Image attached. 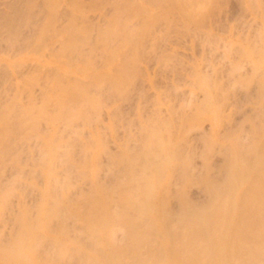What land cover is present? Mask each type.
Returning <instances> with one entry per match:
<instances>
[{
    "label": "bare ground",
    "instance_id": "obj_1",
    "mask_svg": "<svg viewBox=\"0 0 264 264\" xmlns=\"http://www.w3.org/2000/svg\"><path fill=\"white\" fill-rule=\"evenodd\" d=\"M41 1H44L41 3L42 5L39 3ZM105 1L107 0L101 2ZM112 1L114 2L111 4L115 8L114 16L112 20L110 19L111 21H108L109 23L107 22L108 25H105V29H99L100 33L97 36L100 39L96 37L95 40V45L100 40L99 46L101 45V48L104 49L101 52L105 55L104 66L102 65L104 68H102L106 72H95L96 69L93 70L90 61H86L83 67H76L70 72L74 75L80 74L89 77L92 87L95 89L101 86V83L108 82L111 92L115 93L117 97H122L133 78L135 76L137 78L136 64L139 61L143 39L150 33L149 31L154 25L161 20L165 22L164 19H168L171 13H177L183 18L185 24L192 23L198 26L208 18V11L216 2V0H144L146 4L143 2L133 4L125 0V2L123 0ZM35 2L36 0L32 5L40 4L47 14V22H44L46 24L40 25V32L37 33L40 34V37L49 35V32L55 35L52 22L58 16L57 8L60 1L38 0V4ZM99 3L100 1L98 5H100ZM22 5L23 7L20 9L23 10L27 4L23 3ZM73 6V8L71 7L73 10L68 14L71 18L68 19L67 25H69L65 26L63 34L61 32L59 34L66 35V38L59 42H61V51L64 53L68 51L81 56L82 51L79 50L88 40L86 35L84 36L87 31L85 32L82 27H77L78 19L74 15L82 14L84 8L81 9L80 5ZM27 7L29 10L33 9L30 8L31 5H27ZM20 9L17 11L19 12ZM15 11L16 9L12 10L19 16L26 10L19 12L20 14ZM30 12L34 11L28 13ZM21 16H19V21L21 19L25 26L33 25L32 19L28 16L26 19V15ZM76 16H80L79 19H82L81 16L84 17V15ZM10 17L5 18L10 20L9 24L5 23V25H13L14 28L9 26L6 28H10V34L12 33L11 35L14 36L18 28L15 25H18L19 21L17 20L13 24L12 21L16 20L11 21L13 17ZM24 19H26L25 22L29 20L28 25ZM133 19H141L138 28L129 24ZM154 31L152 30V32ZM54 35L55 38L57 35ZM113 38H119L122 43H119V47L116 45L115 49H113L115 46L110 42ZM42 39L37 38V41ZM79 43H82L81 48ZM86 44L88 43L86 42ZM77 45H79L78 53H76ZM123 49H127L129 52H124ZM89 53H91L90 50ZM121 53L122 59L117 62L116 59ZM258 62H264L263 52L258 55ZM19 65L16 66L19 68ZM66 65L70 66V64ZM71 68L70 66L69 69ZM62 71L54 78L50 76L51 80L47 76V79L44 78V82L48 81L49 83L46 92L43 90L45 94L41 98L40 106L35 108L36 112L31 111L33 106L29 103L28 107H25L28 109L22 116L21 109L25 108L19 107L18 102L12 100L20 98L19 93L10 99V104L8 102H6L7 105L0 104V108L3 105L0 109V160L3 149L10 142L17 143L20 138L25 140L23 137L26 134H31L29 131L24 134V131H27L25 124H29L30 129H35L38 128L36 127L37 123L43 120L53 125L51 127H54L53 123L56 121V123L62 121L60 122L62 124L65 121L70 124L77 119L79 121L82 119V122H85L92 109L96 112L100 108L98 105L96 109L97 102H100L101 105L99 98L96 99L97 101L93 99L95 96L91 97L86 91L88 88L79 85L78 81H75L76 78L72 83L62 85L60 74L69 72ZM30 77L27 80L24 78L27 82L23 81L24 85L27 84L28 87L30 84L36 85L34 81L38 80L36 76H33L31 80ZM250 81L251 79H247L242 84L247 85ZM197 83L201 87L209 88L208 81L204 77H198ZM260 83H264V76ZM100 89L102 87L98 88V90ZM263 93L259 92L258 100L261 102L264 99ZM113 95L110 96L113 97ZM16 103L17 105H14ZM13 106L16 107L14 109L17 114L14 113ZM49 107L52 109L50 112ZM218 109L214 99L207 96L203 104L195 106L193 115L185 116L179 121L175 131H171L174 125L170 121L152 125L139 140V148L136 151L130 152L125 148L117 156H110L111 164H116L119 167V173L116 172L119 174L118 178L114 171L108 170L109 175L116 177L112 187L100 184V181L96 180L100 164L99 162L97 164V160L101 153L98 151L102 146H97L98 150L94 149L95 144L93 143L96 141L94 142V138H92L93 142L90 141L89 144L93 145L84 146V148H88L85 152L86 157L81 158L83 161L75 165L74 160H70V151L64 149L67 147L66 145L62 147L64 149L63 156L58 153L61 158L65 159L64 162L60 160L57 152H60L58 146L61 143H66L62 141L61 136L58 137L59 133L56 135L57 130H55L56 132L46 137L43 143L44 159H42V163L49 164V168L45 171V180H43L45 186L43 185L44 188L42 192L40 191L41 198L33 207L35 215L30 213L28 207H25V203V206L22 205L23 195L21 194L18 214L15 217L16 229L10 237L11 240L8 241L9 243L0 244V264H264V113L259 112L254 119H248L252 123L254 135L250 142H242L236 132H230L224 137L222 143L227 146L224 151L225 160L219 169L220 179L214 181L209 177L211 173L208 160L213 148L221 144L217 137V130L222 123V116ZM17 110L22 111L20 117H26V122L22 117L19 119L12 115L14 113L18 116ZM203 119L210 121L211 132L202 138L205 148L201 155L204 174L203 177H199L198 182L203 187L207 200L201 205H193L184 195L185 187H188L191 182L190 158L181 155L180 144L188 139L191 131L199 128V123ZM14 135L18 138L15 139L16 141L11 138ZM53 135L57 136L55 140L52 139ZM57 138L62 140L59 141ZM97 138L99 139V137ZM97 138L96 140L100 144ZM54 141H58L59 145H56ZM60 150L62 151L61 148ZM44 160L45 162H43ZM59 161L65 163L66 176L68 169L73 168L79 177L88 176L90 178L91 188L89 187L88 193L79 195L76 200L72 199L74 201L70 200L69 189H73L74 186L71 187V180H68L70 177L66 176H63L64 181H62L61 187L57 188L58 184L54 185L57 182L53 167L50 168V165ZM40 164L38 163L39 166ZM60 165L64 166V164ZM0 171L2 172L1 169ZM31 177L29 178L31 179ZM74 178L76 179V177ZM173 178H176L177 182L174 192H171ZM17 181L19 180L15 178L12 184L9 182L7 185L11 184L13 188H16L14 184L16 186L22 184ZM30 184L33 185V182ZM30 184L28 185L31 186ZM11 185L0 189V203L5 208V205H8L7 199H11L12 194L10 193L14 192ZM7 187L11 188L12 192ZM55 188L60 191L56 192ZM171 200L177 202V211L168 208V203ZM3 206H1L2 209ZM171 211L176 212L172 213ZM29 213L34 218H31ZM69 221L73 226H77L73 237H70L68 233L67 223ZM117 236L120 238L118 239ZM44 245L46 246L44 247ZM42 249L43 251H41Z\"/></svg>",
    "mask_w": 264,
    "mask_h": 264
},
{
    "label": "rangeland",
    "instance_id": "obj_2",
    "mask_svg": "<svg viewBox=\"0 0 264 264\" xmlns=\"http://www.w3.org/2000/svg\"><path fill=\"white\" fill-rule=\"evenodd\" d=\"M32 1L0 0V104L7 105L6 102L9 103L10 99L19 93L20 95L18 96L20 98H13L12 100L18 102L19 107L22 108L28 107L27 105L31 103L33 106L31 107V111L36 112L35 108L40 106L41 98H43L42 96H44L49 83L48 81L45 83L44 78L47 76L51 80L50 76L54 78L59 72L62 73V70H66L69 72L63 75L60 74L61 83L63 82L62 85L72 83L76 78L75 81L77 80L79 85H84V87L86 86L88 88V90H85L89 92L91 97L92 95L95 96L93 99L96 100L99 98L98 100L101 101L102 106L100 102H97L96 109L98 105L100 108L96 112L92 109V112L88 113V120L86 119L85 122H82V119H80L81 121L77 119L70 124H67L65 121L62 124L60 123L62 121L56 123V121L53 123L55 124L54 127H51L53 125L43 120L37 123L36 127L38 128L35 129H30L29 124L24 123L27 130L24 131V134L28 131L32 134H26V136H30L28 137L29 139L23 134L27 138V141L21 135L25 140L20 138L17 143H14L12 140L17 138L15 136L17 133L11 137L12 142L3 149L2 159L0 160V163H4L0 165V169L2 170V172L0 171L2 173H0V189H3L5 186H10L15 178L22 184L17 186L14 184L16 188H13L11 185L14 192H12L11 188L7 187L12 192L10 193L12 196L10 195L11 199H7L6 203L8 205H5L6 208L0 203V244L5 245L9 243L8 241L11 240L10 237L16 229L15 217L18 214L17 211L19 210L18 207L21 202V200L19 202V198H21L19 196L21 194L23 195L22 205L25 203L26 206H24L28 207L32 215H35L33 207L39 202V198H41V192L44 188L43 185L45 186L43 183V180H45V171L49 168V164L45 160L43 161L45 163H42V159H44L43 143L46 137L56 132L55 130H57L56 135L59 133L60 135L58 137L61 136L63 138L61 140L66 143L59 145L57 144L58 141H54L56 145H59L58 150L60 152H57V155L60 154L63 156V150H69L70 160H74L75 165L83 161L81 158L84 159L86 157L85 152L88 148H84L85 145H89L88 147H90V145L95 144L94 149H97L99 145L100 147L102 146L100 151H98V153H101L97 160V164L98 162L100 164L98 165L96 180L98 179L97 181H100V184L107 185L108 187H112L115 178H118L119 175V167L116 164H111L110 156H117L125 148L130 152L136 151L139 148V140L152 125L170 121L174 125L171 131H175L179 121L185 116L193 115L195 106L203 104L207 96H211L214 99L222 116V123L217 130V137L220 139L221 144L217 143L218 145L213 148L208 160V167L211 173L209 177L212 180L220 179L219 169L225 160L224 151L227 147L225 143H222L224 137L230 132H236L240 140L244 143L250 142L254 137L252 123L248 119H254L259 112L264 113V99L262 102L258 100L259 92H264V83H260L262 76H264V62H258V55L262 52L264 54V0H216L215 5L208 11V18L198 26L192 23L185 24L183 18L177 13H171L168 19H164L165 22L161 20L163 23L159 21L157 23L158 25L156 24L154 25L155 28H152L155 31H149L150 33L143 39L141 53L139 54L140 59L138 58L139 61L136 64L137 78H135L136 76L133 78L128 89H125L126 92L122 94V97L115 96V93L111 92L112 90L106 81L95 89L92 87V82L89 77L71 73V70L74 68L83 67L86 61L91 62L89 63L92 64L93 70L96 69L95 72H106L103 69L105 55L103 53L101 54L104 49L101 48V45L99 46L101 41L97 34L99 35L100 30L102 28L105 29V25H108L107 22L112 20L115 8H113L114 6L111 3L114 1L107 0L102 3V0H59L61 3L59 2L57 8L58 16L52 22V28L54 30L51 28L57 36L49 32V35L42 37L37 32H40V25L47 22V14L43 11L42 6L40 7V4L44 1L38 4V0H36L35 3L38 5H32L35 0ZM99 1L100 5H98ZM125 1L133 4L137 2L145 3L144 0ZM23 3L24 5H31L30 8L34 10H29L26 5L23 10L27 12L25 11L23 12L24 14H20L19 12L23 11L20 9L23 7ZM73 5H80L81 7H79L81 9L84 8V12L78 9L83 13H76L74 17L78 19V26H76L82 27L85 29V32H88L84 34L88 39H85V43L87 42L88 44L85 45L84 43L82 45V43H79L80 48L81 45L84 46L79 50L80 52L82 51L81 56L68 51L64 53L61 51V42H59L66 38V35L59 34L65 30V26L69 25L67 23L71 18L68 14L75 7ZM14 9H16V13L18 12L17 9L22 10H19V16L26 15L25 18L28 16L32 19L33 25L31 26L29 24L30 26H25L21 19L20 22L19 16L12 12ZM28 10L34 11L35 13H28ZM76 15H84V17L81 16L82 19H79L80 16L77 17ZM9 16H11L10 18L13 17L11 21L13 19L16 20L12 21L13 24L17 20L19 21L17 23L18 25H15L18 28L17 30L15 29L17 33L14 36L11 35L12 33L10 34V28H14L13 25H5V23L9 24L10 22L9 18L8 20L5 19ZM26 19H24V22ZM28 21L25 22L27 25ZM130 22L129 24L131 26L133 25L134 28H138L141 19H133ZM6 26L10 28L8 29ZM131 26L129 25V27ZM96 37L99 38V43L95 45ZM37 38L43 39L37 41ZM113 39L110 41L115 46L114 48L112 47L113 49L117 46L119 47V43L122 44L119 38L120 41ZM78 47L79 45H77L76 53H78ZM109 49L111 48L109 47ZM89 50L92 54L89 53ZM124 52L129 51L125 49ZM121 57L122 53L116 61L119 62L122 59ZM14 63L16 65L20 64L21 66L19 65L18 68ZM66 64H70L72 68L69 69L70 66ZM33 76L38 78V80L36 79L37 82L34 81L36 85L32 86L30 84V87H28L25 84L26 87L24 82H27L26 80L29 77L31 80ZM198 77L206 78L209 88L201 87L197 83ZM247 79H251V81L247 85L242 84ZM31 83L33 84V82ZM101 87L102 89L98 90ZM20 90L23 91L21 92ZM110 95H113V97ZM14 105H17V103ZM12 108L14 109L16 107L13 106ZM27 109H21L23 111H21L22 116H24V111ZM15 110H13L14 113H16ZM48 110L50 112L52 109L49 107ZM17 111L18 116L16 115L17 113H13L12 115L20 119L22 117H20L21 112L19 110ZM52 112L54 114L55 110ZM22 119L26 122V117H22ZM255 121L259 122L258 120ZM210 132V121L203 119L199 123V128L191 131L188 139L180 144L181 155L183 157L189 156L190 158L189 175L191 182L189 186L187 185L188 187H185L184 195L193 205H201L207 200V195L198 182V179L199 177H203L204 174V163L201 155L204 153L205 148L202 138L209 135ZM76 133L78 136L75 135ZM56 137L52 139L55 140ZM92 138H94V142H97V138L100 144L98 142L89 144L93 142L91 141ZM57 140L59 139L57 138ZM70 140L73 141L72 144ZM66 145L67 147H65ZM62 147L65 148L63 149ZM60 160L65 162L63 157ZM59 162L50 165V168L53 167L54 170V176L57 182L54 185L58 184L57 188L63 185L61 183L66 176L65 163ZM38 163H41L40 166L42 168ZM60 164H64L65 167ZM110 169L115 173L118 172L116 173V177L108 174V170ZM29 177L34 180H31ZM66 177H70L68 180H71V187L74 186L73 189H69V193L72 194H68L70 200H76L79 195H84L89 192L91 181L88 176H83V179V177L76 175L75 169L70 168L68 169ZM9 182L11 184L7 185ZM31 182H33V185L30 184ZM176 182V178H173L171 192H174ZM57 190L55 191L57 192ZM168 204V208H171L173 211L178 207L177 202L174 200H171ZM1 206H3V209ZM173 211L171 212H176ZM30 213V217L34 218ZM67 225L69 236L73 237L77 226H73L70 221ZM117 237L118 239L120 238V236Z\"/></svg>",
    "mask_w": 264,
    "mask_h": 264
}]
</instances>
